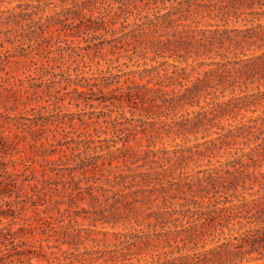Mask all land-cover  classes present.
<instances>
[{
	"label": "rangeland",
	"instance_id": "374dc122",
	"mask_svg": "<svg viewBox=\"0 0 264 264\" xmlns=\"http://www.w3.org/2000/svg\"><path fill=\"white\" fill-rule=\"evenodd\" d=\"M167 4L0 0V21L34 9V19L41 16L43 23V32L33 33L28 20L0 22V174L14 173L18 186L0 195V210L13 212L0 216V225L14 221L13 230L24 227L17 250L32 251L31 264H197L191 260L202 255L191 253L238 234V218L217 221L196 242L176 229L187 222L190 213L183 214L181 204L205 184L204 172L219 164L226 168L242 140L234 132L220 136L224 130L201 120L199 111L211 108L220 115L214 121L226 129L264 116V76H251L239 64L222 66L217 53L246 58L258 52L257 43L233 50L225 42L204 51L197 42L184 47L178 40L219 36L224 28L251 22L198 14L178 26L155 16ZM258 21L264 24V16ZM159 81L169 94L193 83L202 86L171 106L156 91ZM80 138L93 139L96 148L84 151L73 141ZM106 145L112 151L124 147V157L111 164L103 156L92 158L106 152ZM80 159L88 165L81 167ZM261 162L254 169L246 158L236 161L230 173L221 171L209 194L227 204L245 201L243 210L263 208L264 158ZM126 164L130 172H148L149 181L131 189L116 185L118 173H129ZM153 182L156 192L140 191ZM262 262L264 248L239 264Z\"/></svg>",
	"mask_w": 264,
	"mask_h": 264
},
{
	"label": "trees",
	"instance_id": "16d2710c",
	"mask_svg": "<svg viewBox=\"0 0 264 264\" xmlns=\"http://www.w3.org/2000/svg\"><path fill=\"white\" fill-rule=\"evenodd\" d=\"M166 1H169V4L162 7L164 11H156L155 16L178 26H186L187 23L183 22L198 14H201L202 18H214L219 16L222 20H226L230 16L235 18H240L242 16L243 20L251 22V25L245 26L241 29L234 28L228 30L224 28L221 30L219 36H192L193 40H186L181 37L180 40H178V45L184 43V47H188L193 46V44L197 42L205 49L204 51H211V47L214 44H217L218 48H222L225 42H228L227 48L231 47L233 50L241 49L244 46L249 47L257 43L256 47L258 48V52L246 58L231 60L228 59V56L224 53H217L219 57L224 59V62H220V65L222 66H225L226 64H239V70L245 69L250 72L251 76L253 74H257L260 78L264 76V24H261L258 21L262 15L264 16V0ZM153 3L156 4V2ZM33 7L37 6H31V8ZM254 7L260 8L261 11L253 10ZM37 12L38 11L34 9H31V11L11 12L4 18L6 20L5 22H0L6 24L14 21L17 24L22 20H28L26 24L28 25V28H30L29 31L35 33V28H38L42 33L43 23L40 19L42 17L40 16L39 19H34L33 17ZM192 21L198 22V20ZM231 31H234L235 35L241 36H229V32ZM196 53V56L200 55L198 52ZM180 57H184V55H180ZM175 72H177L176 68L171 71L172 74ZM168 77L173 78L171 75ZM157 84L159 87L156 88V91L160 92L159 97L163 96L164 98H162V101H168L171 106H175L185 99L194 97L202 86L198 83H193L191 85H185L182 92H175L171 89L172 93L169 94L167 90H164V87H166L167 84H163L161 81L157 82ZM199 112V114L202 115L201 120L205 119L211 125L220 127L224 130L223 133H220V136L227 137L231 132H234V135L236 137H241L242 140L238 142L239 146H237L233 152V158L224 163L226 168L219 164L211 167L210 170L203 171L204 175L201 179L205 181V184L195 189L192 197L186 200L185 203L181 204V207L186 206L185 209H180L183 211V214H190H187L188 219L186 224L177 228L176 233H185L187 241L195 240L196 242L197 239L203 240L205 232L213 227L217 221L221 219L230 220L232 218H238L236 221V223L239 224L237 235H234L231 240L222 241L211 248H204L199 252L191 253V256H194L195 254L202 255L199 260H191V262L197 264H239L244 255L251 254L252 252L261 253V250L264 248V207L259 210H254L253 212H251V209L243 210L245 201L227 204L229 201H218L217 199H213V195H210L209 193L212 189L211 187L215 186L216 182L223 177V174L231 172L229 166H232L236 161L239 162L242 158H246L254 169L262 165L261 159L264 158V137L260 136V134L263 132V129L260 128L262 127L261 125L256 126L255 121L260 119V124L264 125V116L252 119L251 121H254V123H246L226 129L222 126H218V123L214 121L215 119H219L218 117L220 115L213 112L211 108L206 107ZM73 141L77 146L80 144L84 145V151L96 148V145L91 147L90 144L93 143V139L91 138L73 139ZM99 141L102 142V140ZM66 142L68 141L66 140ZM105 148L107 149L106 152L100 153L99 155H93L92 158L103 156L108 163L111 164L113 160H118L120 157L123 158L125 155V150L122 149L124 147L117 148L115 151H118V153L115 154V151L108 150L107 145ZM85 162V160L80 159V161L76 163L83 167L84 165H88V163L85 164ZM25 169H30L29 164H25ZM126 169L129 173L120 172L115 176L114 183L116 185L123 184L124 187L131 189L133 186H137L139 182H147L150 179L148 172H130L131 169L127 164ZM221 171H223V174ZM254 172L255 171H252L253 174H255ZM259 174L264 175V171H259ZM156 184L157 182H153L149 190H146V188L139 189L141 192L153 194L158 190ZM17 187L14 173L4 171L0 174V195H10L12 194L11 188ZM138 191L139 190H135L134 192ZM72 200L73 198L70 196V201ZM8 204L12 203L8 202ZM10 215H13V212L0 210L1 217H9ZM159 215L162 216V213H159ZM13 222L14 221L9 222L7 225H0V264H12L14 261H18L19 263L28 262V264H31L30 259L33 252L27 249L17 250V247L24 243L16 241V238L23 232L24 227L21 226L13 230L11 227ZM131 234L132 233L129 235ZM132 235L137 236L138 234ZM187 255L189 254H185L184 257ZM166 262L167 260L161 262V264H166ZM128 264H152V262L145 260L144 262H129ZM258 264L264 263L262 262Z\"/></svg>",
	"mask_w": 264,
	"mask_h": 264
}]
</instances>
